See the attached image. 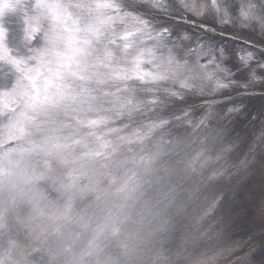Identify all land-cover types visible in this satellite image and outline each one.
I'll use <instances>...</instances> for the list:
<instances>
[{
	"label": "snow or ice",
	"instance_id": "snow-or-ice-1",
	"mask_svg": "<svg viewBox=\"0 0 264 264\" xmlns=\"http://www.w3.org/2000/svg\"><path fill=\"white\" fill-rule=\"evenodd\" d=\"M211 6L216 7V0H211ZM5 7L13 10L12 5L0 6V61L15 69L16 78L13 86L3 88L2 95L8 97V104L0 115L7 121V139L17 143L0 152V190L7 180L15 204L17 198H38L35 186L49 178L54 162L67 165L107 157L114 149L102 132V126L109 122L102 114H131L136 103L135 89L129 81L155 84L173 80L183 65L171 50L165 55L158 54L156 47H145V34L149 39L162 41L161 34L152 37L149 21L138 15L133 17L138 26L129 27L128 14L121 13L114 0H35L31 20L36 26L24 29L28 55L14 56L6 44ZM155 7L162 6L157 3ZM28 22L26 15L25 24ZM118 25L123 26L119 31ZM37 37L41 47L34 48L31 42ZM247 58L251 59V53ZM92 84L115 91L97 96ZM217 86L227 87L219 81ZM181 87L186 85L181 83ZM170 94L177 95L174 91ZM92 114L96 118L89 119ZM162 124L163 121L160 125L151 124L149 132ZM85 127L90 131L81 136ZM133 136L140 143L148 133ZM82 175V170L74 168L70 186H78ZM16 177L24 178V187L15 183ZM53 184L62 195L66 186L55 181Z\"/></svg>",
	"mask_w": 264,
	"mask_h": 264
},
{
	"label": "rangeland",
	"instance_id": "rangeland-1",
	"mask_svg": "<svg viewBox=\"0 0 264 264\" xmlns=\"http://www.w3.org/2000/svg\"><path fill=\"white\" fill-rule=\"evenodd\" d=\"M17 3L21 2V0H16ZM83 0H79L78 2H82ZM140 3H135V2ZM96 2V0H90V3ZM114 2L120 5V8L123 4L127 3L129 5H137L139 4L141 8L145 11H149L146 15L142 13L140 17L145 18L150 23V29L152 37H156L157 33H160L162 36V41L157 39H149L148 35L145 34L143 36L144 46L148 48L156 47L158 49V54L163 53L167 54L169 50L175 56L176 59H180L183 61L185 60V49L188 46L194 44L195 48H200L198 50L200 54L199 62L198 59V52L194 56H190L188 58L189 63L194 64V68L190 69L189 73L186 76H189L192 80L191 85L188 87V90L185 93H189L188 96L184 95L183 100L176 101L171 94L169 93L168 87H163L161 89H155L154 92L147 89L145 86L142 85L139 81H129V84L135 89V93L133 96L134 102L136 103L135 109L129 114L127 111L125 114L122 115L119 119V128L120 133L119 135L124 136L125 141H123V148L124 150L119 154V162L125 164L127 157H129V153L134 150L138 144L136 142V138L133 136V133H141L144 134L148 132L145 129L147 126L151 124L160 125L161 121H163L162 126L157 127L154 129V135H158L164 133L168 136V142L165 145V150L167 153L171 152L172 147H174L175 141L173 139L172 134V127L173 129H182V122L180 121V117L185 120H192V117H187L188 114L198 113L201 114L206 108L202 103L206 100H212L210 96H215L217 94H235L244 90L243 87L249 89L250 87L257 88L258 84L252 82L253 78L250 77V73L248 71H237L233 73V68L230 66V60L232 55L230 54V45L227 42H224V46L220 49L217 47L219 44L217 35L215 30L218 31L217 26H215V21L212 19L213 17L218 21V23L223 24V22L228 23L231 21H235L240 23L245 29L246 34H251L247 30V28H252L258 26V34L264 35V29L260 25V18H264V14L261 12L264 10V0H237V4H249L251 5L248 8V12L244 18L240 17L239 9L233 13L231 16L227 6L225 3L223 4L222 0H216V7L212 8L211 0H155L154 4L151 9L145 8V0H114ZM150 2V1H147ZM161 5V8L155 7L156 4ZM7 5L0 1V6ZM128 5V6H129ZM226 8L222 12V9ZM8 12V7L4 8V13ZM153 14H163V17L153 19ZM260 16V18H259ZM264 22V19H262ZM164 30V31H162ZM258 41L264 42V39L257 38ZM228 45V46H227ZM227 46V48H225ZM239 50L242 48L240 46H236ZM20 56L26 57L27 55H23L22 52L19 50ZM196 61V62H195ZM202 62L205 64L203 65ZM184 71L180 75L185 77V66L183 67ZM192 70V72H191ZM207 73H209L207 75ZM259 74L255 75V78ZM263 75V73H262ZM16 73L15 69L10 65L0 61V112H3L4 106L8 104V97L2 95V91L5 85L11 87L15 83ZM260 78V76H258ZM185 80V79H184ZM221 82L226 84L227 87L222 88L217 86V82ZM252 82V83H251ZM97 91H99V95L102 96L104 91H115L114 88H109L105 85H97ZM165 89L168 91L166 92ZM179 90V87H178ZM250 90H259V89H250ZM184 93V94H185ZM125 96L128 94L125 93ZM158 98L160 104L155 102L154 99ZM206 98V99H205ZM261 97H254L252 98L253 101H258V103L262 102ZM251 99V100H252ZM170 100V101H169ZM250 100V102H251ZM153 102L154 107H147L149 102ZM203 101V102H202ZM249 102V103H250ZM249 103L247 104L249 106ZM264 103V101L262 102ZM226 106H234V102H229L225 104ZM242 107H244L242 105ZM240 106H235L237 111L239 112L242 108ZM149 110H154L149 112ZM141 111V115L140 112ZM139 113V115H135V113ZM179 112H183L184 116L179 114ZM222 110L219 109L218 105L209 108L207 113L204 115V118H208L214 114L221 113ZM255 116H258L262 113V110L258 108L254 112ZM94 114L90 115L92 117ZM107 117L113 116V118H117L119 116L117 112L112 111L108 113H103ZM132 115L133 118L129 117ZM152 118V121L146 123L144 125L145 119ZM165 119L170 120L168 122L167 127L165 126L164 122ZM256 120L253 119L252 126L249 128L252 130L254 127ZM207 123L210 122L207 119ZM7 121L4 119L3 115H0V140L3 141V144L0 145V152H3L5 148L13 147L17 143L16 141L12 140L9 141L5 137H8V130L6 127ZM113 126L116 124H112ZM83 129V133L86 135L88 132L85 128ZM220 131H227L228 128L223 127L218 129ZM217 131V132H220ZM171 133V134H170ZM222 133V132H221ZM127 139H131L133 143H128ZM141 153H136L135 157H141ZM162 156V155H161ZM52 173V171H50ZM54 178V174H53ZM15 181L19 179V177L14 178ZM7 181V180H6ZM54 181L58 184L59 182L57 179L54 178ZM163 182L160 180L159 183H155L157 188L162 186ZM215 191L220 187V184H215ZM242 185V184H241ZM173 187H177L173 184ZM229 191L225 192L224 201L229 206H242L240 201V189L244 188V185L240 187H236L235 190L232 185L227 186ZM145 189V186H144ZM234 189V190H233ZM165 193L168 191L163 190ZM173 191V190H172ZM183 194V191H177V194ZM186 193V190H185ZM187 194V193H186ZM213 194V192H212ZM44 197L47 199V196L43 194ZM8 199L7 193L0 198V205H3V201ZM177 202L173 200L171 205L174 206L173 202ZM239 202V205H238ZM244 208V207H243ZM236 208H231L227 216L230 217L235 212ZM233 223L230 224V228ZM263 221H257L252 226L258 225L261 228ZM162 227L160 229L161 234H166L167 231ZM260 232V229H257ZM264 234V233H262ZM239 235V234H237ZM240 236V235H239ZM242 237V236H241ZM249 241V239H248ZM252 241H249L247 247L242 250V252L237 254L238 262L236 264H264V254L261 250V245L255 247L257 242H260V238L258 235L255 234V237ZM0 264H6L2 262L0 259Z\"/></svg>",
	"mask_w": 264,
	"mask_h": 264
}]
</instances>
